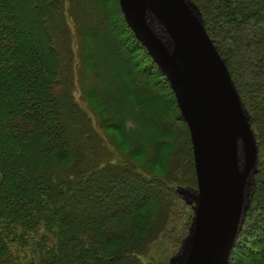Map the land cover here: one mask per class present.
Here are the masks:
<instances>
[{"label":"trees","instance_id":"1","mask_svg":"<svg viewBox=\"0 0 264 264\" xmlns=\"http://www.w3.org/2000/svg\"><path fill=\"white\" fill-rule=\"evenodd\" d=\"M192 1L258 140L228 264H264V0ZM178 186H197L189 129L119 1L0 0V264H168L193 214Z\"/></svg>","mask_w":264,"mask_h":264},{"label":"water","instance_id":"2","mask_svg":"<svg viewBox=\"0 0 264 264\" xmlns=\"http://www.w3.org/2000/svg\"><path fill=\"white\" fill-rule=\"evenodd\" d=\"M118 1L168 80L192 143L197 186L176 191L193 215L168 264H228L259 166L252 117L192 0Z\"/></svg>","mask_w":264,"mask_h":264},{"label":"rangeland","instance_id":"3","mask_svg":"<svg viewBox=\"0 0 264 264\" xmlns=\"http://www.w3.org/2000/svg\"><path fill=\"white\" fill-rule=\"evenodd\" d=\"M152 22V21H151ZM156 23H159L158 22V20L157 19H154L153 20V22L150 24V27H152V26H154V24H156ZM73 33H74V30H73ZM79 41H80V39L79 38H77L75 35H74V37H73V39H72V49H73V58H74V63L75 62H77L78 61V52H79V47H78V45H79ZM75 77V76H74ZM74 95H75V98H76V100L82 105V106H87V103L85 102V101H83L81 98H80V90H79V86H78V81H77V78L75 79V82H74ZM122 145V144H121ZM122 148V150L124 149V146H122L121 147ZM166 151H168V150H165L164 152H166ZM132 159L135 161V162H137V163H143L144 161H145V159H144V156H143V154H141V155H138V156H135V157H132ZM167 161L165 160L164 161V163H163V165L160 163V166H158V165H156V164H154V165H151L152 166V171L153 172H155V173H158V174H162L163 173V171L165 170L163 167H165V163H166ZM190 209H191V207L189 206V205H187ZM192 210V209H191ZM193 215V214H192ZM182 220H180V224L182 223V221H183V219H187V217H182L181 218ZM172 247H173V245H172V243L170 244ZM178 249V248H177ZM171 250H172V248H170L162 257H163V259H162V262L166 259V257L168 256L169 257V259H170V257L171 256H173L174 254H172L171 255ZM169 259H168V261H169ZM168 263V262H167ZM162 264V263H161Z\"/></svg>","mask_w":264,"mask_h":264}]
</instances>
